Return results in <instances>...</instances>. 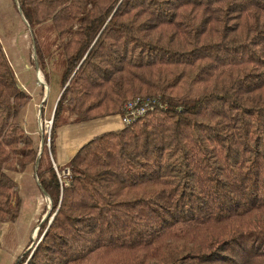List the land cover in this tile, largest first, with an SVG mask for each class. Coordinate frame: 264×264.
Listing matches in <instances>:
<instances>
[{"label":"trees","instance_id":"1","mask_svg":"<svg viewBox=\"0 0 264 264\" xmlns=\"http://www.w3.org/2000/svg\"><path fill=\"white\" fill-rule=\"evenodd\" d=\"M17 1L32 33L54 29L56 51L33 46L61 95L35 170V92L0 42V222L19 217L18 174L51 201L14 264H264V0ZM135 98L158 104L82 145L61 191L54 131Z\"/></svg>","mask_w":264,"mask_h":264},{"label":"rangeland","instance_id":"2","mask_svg":"<svg viewBox=\"0 0 264 264\" xmlns=\"http://www.w3.org/2000/svg\"><path fill=\"white\" fill-rule=\"evenodd\" d=\"M14 5L11 0H0V42L5 48V53L9 60H15L13 69L21 85H24L23 87H26L31 94L36 92V95H41L42 97L45 95V91L47 92L48 90L49 98L47 96V99L49 100L46 107L40 110L31 99V103L23 111V119L25 118L24 120L28 124H31L30 117L32 118L33 115L36 117L38 135L41 137L38 145L40 150L41 139L46 137L47 142L50 139L53 115L50 110L58 99L60 87L57 82L56 65L50 66L47 70L48 83L45 82L42 74H40L41 77H39L37 82V58L33 42L35 39L39 48L49 51L50 54L56 51L58 46L55 44L56 35L50 23L37 27L32 33L28 24L24 22L21 12L18 11L17 0H14ZM52 56H56V54ZM61 139L62 130L58 127L53 133V156L55 154V146L60 147ZM15 178L17 179V186L20 188L18 195L21 199L20 212L16 221L0 222V264H14L16 259L22 257L23 254L27 252L30 255L32 254L42 237L37 238L42 218L48 207H51V201L49 204L50 199L43 196L36 187V185L39 187L36 178L33 181L32 175L24 173L16 175ZM40 217L41 220L39 221ZM51 217L47 227L53 219ZM30 255L28 258H30Z\"/></svg>","mask_w":264,"mask_h":264},{"label":"crops","instance_id":"3","mask_svg":"<svg viewBox=\"0 0 264 264\" xmlns=\"http://www.w3.org/2000/svg\"><path fill=\"white\" fill-rule=\"evenodd\" d=\"M33 99L35 106L37 108L41 107V109L47 106L49 100L44 101V96H38L36 92ZM50 111H53V106ZM60 128L62 130L60 147L55 146V154L53 156L52 152L51 157L53 164L59 168H65L82 145L100 134L121 130L122 126L120 115H115L89 122L61 126Z\"/></svg>","mask_w":264,"mask_h":264},{"label":"built area","instance_id":"4","mask_svg":"<svg viewBox=\"0 0 264 264\" xmlns=\"http://www.w3.org/2000/svg\"><path fill=\"white\" fill-rule=\"evenodd\" d=\"M158 104L157 99L154 98H135L128 101L123 106L122 113L120 114L122 128L129 126L132 122L143 117L149 110L153 109ZM53 168L57 175L60 190L69 186L71 173L68 168L59 170L55 164Z\"/></svg>","mask_w":264,"mask_h":264},{"label":"water","instance_id":"5","mask_svg":"<svg viewBox=\"0 0 264 264\" xmlns=\"http://www.w3.org/2000/svg\"><path fill=\"white\" fill-rule=\"evenodd\" d=\"M18 10L20 11L19 7H18ZM22 17H23V16H22ZM23 19H24V18H23ZM24 22H26V21L24 20ZM26 23H27V22H26ZM27 24H28V23H27ZM40 74H41V72H40L38 66L36 65V76H37V82H38L39 77H41ZM38 84H39V83H38ZM62 92H63V90H62ZM62 92H61V93H62ZM60 95H61V94H60ZM60 95H59V96H60ZM47 96H48V90H47V92L45 91L44 101L47 99ZM57 100H58V99H57ZM56 102H57V101H56ZM55 105H56V103H55ZM41 106H42V105H41ZM54 108H55V107H54ZM39 109L41 110V107H39ZM39 116H40V114H39ZM41 153H42V142H41V145H40L39 153H38V155H37V162H36L35 170H36V168H37V165H38V162H39V158H40V156H41ZM39 189H40L42 195L45 196V197H47L45 191L41 189L40 185H39ZM47 198H48V197H47ZM50 209H51V207L47 210V212H46L45 215L43 216L41 223H42V222L45 220V218L48 216V214H49V210H50ZM51 218H53V216H52Z\"/></svg>","mask_w":264,"mask_h":264},{"label":"bare ground","instance_id":"6","mask_svg":"<svg viewBox=\"0 0 264 264\" xmlns=\"http://www.w3.org/2000/svg\"><path fill=\"white\" fill-rule=\"evenodd\" d=\"M49 204H50V200H49ZM48 209H49V207H48Z\"/></svg>","mask_w":264,"mask_h":264}]
</instances>
